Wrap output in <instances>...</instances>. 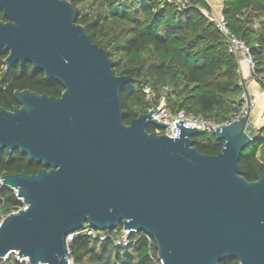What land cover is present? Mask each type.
<instances>
[{"label": "water", "instance_id": "95a60500", "mask_svg": "<svg viewBox=\"0 0 264 264\" xmlns=\"http://www.w3.org/2000/svg\"><path fill=\"white\" fill-rule=\"evenodd\" d=\"M6 69L25 61L61 84L55 97L14 90L0 107V149H18L42 168L1 176L24 208L0 225V257L17 250L30 264H67L65 237L88 224L150 235L161 264H264V173L248 181L239 163L253 139L251 97L238 120L213 129L218 154L200 152V126L175 122L176 137L148 132L140 113L123 121L129 75H117L107 50L92 42L67 0H0ZM156 109V108H155Z\"/></svg>", "mask_w": 264, "mask_h": 264}, {"label": "trees", "instance_id": "16d2710c", "mask_svg": "<svg viewBox=\"0 0 264 264\" xmlns=\"http://www.w3.org/2000/svg\"><path fill=\"white\" fill-rule=\"evenodd\" d=\"M76 9V22L83 25L90 40L105 48L117 75L130 79L120 90L125 124L155 104L143 93L151 88L157 98L163 95L167 109L223 124L242 108L240 53L229 50V36L221 31L210 12L207 0H67ZM221 17L230 34L241 40L254 63V80L264 90V0H222ZM263 18V19H261ZM0 20H6L0 9ZM255 20L259 21L254 26ZM8 51L0 48V107L11 109L19 103L14 90L29 89L38 94L60 96L63 87L48 81L29 61L15 62L8 69L3 60ZM148 132L160 130L148 122ZM162 133V131H160ZM200 152L216 155L223 140L210 132L191 136ZM243 177L254 180L264 173V121L253 131V139L239 155ZM18 149H0V177L25 170L28 174L42 168ZM11 188L0 184V214L22 207ZM88 225V224H85ZM98 230L104 239L78 235L68 244L74 264H161L157 246L148 243L143 232H132L130 243L117 247L112 237L121 229ZM223 259L218 264H236ZM0 264H21L10 255Z\"/></svg>", "mask_w": 264, "mask_h": 264}, {"label": "built area", "instance_id": "2783aa9c", "mask_svg": "<svg viewBox=\"0 0 264 264\" xmlns=\"http://www.w3.org/2000/svg\"><path fill=\"white\" fill-rule=\"evenodd\" d=\"M204 13L207 16H209L212 20L215 21V23L217 24V26L219 27V29L221 31L228 34L229 41H230L229 42V50H236L240 53V56H241V59H240V64H241L240 65L241 66V69H240L241 73L240 74L241 75H240L239 83L243 87V91L241 94V96H242V102H241L242 108H241V111L239 113H237L230 120L225 122V123H229L231 121L238 120L240 117H242L245 114V112H246V96L249 94V92H248L249 82L251 79H254V78L260 79L261 77L259 75L255 74L254 63H253L251 56L249 55L248 48L245 46V44L241 40L237 39L235 36H233L232 34H230L228 32L226 25H225V22L221 17V13L216 12L212 8H211L210 12L204 11ZM263 18H261V19H263ZM253 25L255 27L258 26L259 21L255 20ZM262 57H263V61H264V48H263ZM142 91L145 94V97L149 101L155 102V104L152 105L148 109V111H150V110L153 111L152 118L167 124L164 129L156 130L157 133H160V131H162V133L168 135L169 137H176L177 128H176L175 122L178 123L179 120H182L184 122V124L187 126L190 123H192L194 125H198V126H200L201 131H206V132H210V133H212L213 129H215L217 126L220 125L219 123L204 120V119L198 118V117L191 115V114H184L182 112L172 113L167 109L163 95L159 96L157 98V101H156L155 92L151 88L143 87ZM0 184L3 185L2 181H1V177H0ZM12 190H13L16 198L21 201V198L17 196L16 190L15 189H12ZM24 207H25V205L23 204L22 207H19L17 210L24 208ZM17 210H14L12 212H16ZM5 215L6 214H0V225H1ZM132 232H135V231L132 229H124L123 227H121V229L119 231H117L116 234L112 237L113 244L117 247L127 246L130 243L129 237H130V234ZM81 234L88 235L92 238L104 239L103 235L97 234L94 227H92L90 225H85V224L81 228L68 233L65 237V245H66V249H67V264H74L72 258L69 257L68 244L72 240H74L78 235H81ZM144 236H145V238L149 244L153 242V238L150 235L144 234ZM10 255H12L14 257V259L17 260L21 264H30V262L26 256H22V255L19 256L18 255L17 250L13 251ZM10 255H5L3 257H0V260H6ZM36 264H47V263H36ZM236 264H241V263L237 261Z\"/></svg>", "mask_w": 264, "mask_h": 264}, {"label": "crops", "instance_id": "0c3cea01", "mask_svg": "<svg viewBox=\"0 0 264 264\" xmlns=\"http://www.w3.org/2000/svg\"><path fill=\"white\" fill-rule=\"evenodd\" d=\"M207 2L209 3L210 7L213 10L221 13L222 0H207ZM248 92H249L252 102L257 106V108L260 105H261L260 107L263 108L264 107V90H262L260 85L254 79H251L249 82ZM261 108H258V113L255 118V121L259 120L258 115H260V110H262ZM263 121L264 120H262V122L258 125V127L262 125Z\"/></svg>", "mask_w": 264, "mask_h": 264}, {"label": "rangeland", "instance_id": "374dc122", "mask_svg": "<svg viewBox=\"0 0 264 264\" xmlns=\"http://www.w3.org/2000/svg\"><path fill=\"white\" fill-rule=\"evenodd\" d=\"M261 106V105H260ZM260 106H258V108H261ZM258 108L257 106L252 102L251 105V113L249 116V122L254 125L256 128L258 127V125L262 122V120H264V107L261 108L262 110H260V115H258L259 120L255 121V118L257 116L258 113Z\"/></svg>", "mask_w": 264, "mask_h": 264}]
</instances>
